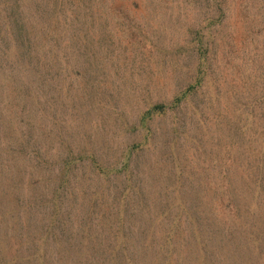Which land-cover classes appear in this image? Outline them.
<instances>
[{"label":"rangeland","instance_id":"1","mask_svg":"<svg viewBox=\"0 0 264 264\" xmlns=\"http://www.w3.org/2000/svg\"><path fill=\"white\" fill-rule=\"evenodd\" d=\"M104 249L264 264V0H0V264Z\"/></svg>","mask_w":264,"mask_h":264},{"label":"trees","instance_id":"2","mask_svg":"<svg viewBox=\"0 0 264 264\" xmlns=\"http://www.w3.org/2000/svg\"><path fill=\"white\" fill-rule=\"evenodd\" d=\"M185 92H187V91H185ZM180 99H181V97H178L177 99H175L174 101H180ZM164 107L162 106V105H156V110H162ZM96 166H98V165H96ZM117 168H114V170H116ZM118 169H120V168H118ZM125 235V234H124ZM127 237H129V235L127 234V235H125V238H127ZM109 239V238H108ZM107 239V240H108ZM75 245V244H74ZM77 245V244H76ZM86 248H89L90 250V253H88V254H91V253H93V249H94V246H86ZM71 250H73V249H75L74 247H72V248H70ZM77 251L75 250V253H76ZM78 254L80 253V252H77ZM114 253H118V252H114ZM103 255H104V257H103V259H101V261H102V263L103 264H117L118 263V259L116 258V254H112L111 253V251L110 252H108L107 251V249H104V251H103ZM125 256V258H128V255H124ZM123 256V257H124ZM124 264V263H123Z\"/></svg>","mask_w":264,"mask_h":264}]
</instances>
